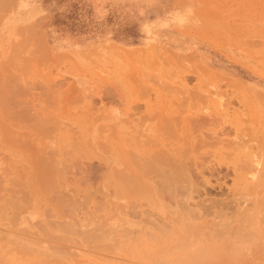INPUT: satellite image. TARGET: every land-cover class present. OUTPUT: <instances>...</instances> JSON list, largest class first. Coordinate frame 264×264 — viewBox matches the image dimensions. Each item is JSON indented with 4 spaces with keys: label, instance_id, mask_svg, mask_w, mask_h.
I'll return each mask as SVG.
<instances>
[{
    "label": "rangeland",
    "instance_id": "374dc122",
    "mask_svg": "<svg viewBox=\"0 0 264 264\" xmlns=\"http://www.w3.org/2000/svg\"><path fill=\"white\" fill-rule=\"evenodd\" d=\"M92 2L0 0V45L7 46V50L0 54L8 57L4 58L5 62L4 59L0 60H3V64L0 62V104L6 103V99L11 102L16 100L21 106L19 109L28 107L32 112L43 108L47 102L48 105H54L55 101L72 105V98L68 100L66 94L74 81L73 75L94 68L100 45L109 47L102 52L111 62L114 78L123 80L115 81V84L124 90L123 98L116 97V103L113 101L109 108L105 109L99 104L100 110L96 109L99 116L104 117L108 111L118 107L124 118L119 121L113 118L111 121L115 130L120 128L117 132L120 150L109 157L103 150L96 152V167L91 170L95 184L82 183L76 187L79 194H74V200L79 204L85 194L94 195L92 198L89 196L88 203L78 207L80 210H74L75 213L69 209L63 218L55 216L51 218V224L47 221L44 227H40L41 220H30L27 212L18 216L7 214L11 210L12 200L9 197L7 200L0 199V264H264V198L254 199V187L242 179V166H250L251 152L258 150L259 146L257 143L245 147L244 141L248 136H240L242 132L251 133L256 139L261 137L258 141L264 142V0H191L200 20L199 26L188 27L178 34L170 33L164 43L151 48L140 46L142 36L139 23L127 19L121 21L117 10H113L103 24H97L93 19ZM162 2L161 7L150 10V19L161 13L162 8L182 7L188 0ZM17 20H23L20 26H14L13 22ZM61 44H68L67 49L61 50L68 53L55 55ZM177 48L181 51L178 52ZM207 89H212L213 96L216 95L213 111L209 112L218 118L213 117L214 121L211 120L210 125L206 126V140L203 142L199 137L190 138L186 122L188 124L187 117H193L197 108H201L199 103ZM59 93L64 100H60ZM3 94L5 99L1 97ZM10 94L15 97L9 98ZM10 113L14 114L9 110L7 115ZM145 114L155 117L150 119L151 116ZM160 115L163 116L161 123ZM3 116L0 115V120ZM14 116L8 118H20L16 114ZM141 116L145 118L140 126L137 123H141ZM126 121H130L128 124L132 126ZM165 125H171L173 129ZM163 127L167 134L170 133L169 139ZM174 134H177L176 137ZM143 135L159 145L153 143L152 146L151 141H146ZM183 136L189 142L183 141ZM212 138H219L222 142L212 144ZM226 139H229L228 144ZM240 139L243 142H234ZM206 141H209L207 147ZM196 142L202 146L197 145L198 149L194 148L193 152ZM241 143L243 149L238 146H235L238 149L234 148V144ZM164 151L167 166L164 163L160 165V162H164ZM150 154L155 155V158L151 157L154 161ZM133 156L138 163L130 158ZM127 159L130 163L126 162ZM156 159L160 162H155ZM246 161L249 163L246 164ZM127 163L129 166H126ZM182 163L185 165L182 168H187V171L182 170ZM135 164L143 169L135 167ZM144 166L149 169L148 172L145 170L147 173ZM156 168L160 171L167 168L171 173L159 171L160 174H157ZM116 169H122L128 175L141 170L142 173H138L141 179L135 175V180L133 174L131 178L122 172L129 178L120 180L121 176L124 178L122 170L117 172ZM114 173L120 174V177L114 176ZM167 175H170V182ZM156 179L158 181H153ZM164 179L171 186L174 185L173 188ZM139 180L147 183L142 182L141 186ZM132 182H137L139 186ZM146 184L152 185H149L152 191H147ZM163 184L167 187L164 188ZM134 186L139 187L138 193L144 186L141 197L133 190ZM95 188L98 190L96 193ZM143 203L146 205L143 206ZM212 204L216 208H212ZM144 209L146 213L149 211L154 215H146ZM212 209L216 210L213 212ZM220 211L224 214H220ZM134 212L140 215L136 216ZM59 219L65 221L64 226ZM66 221L71 224L68 225ZM158 222L162 226L160 230ZM128 230L132 231L130 235ZM193 244H197L199 249L195 245L191 250Z\"/></svg>",
    "mask_w": 264,
    "mask_h": 264
},
{
    "label": "bare ground",
    "instance_id": "6f19581e",
    "mask_svg": "<svg viewBox=\"0 0 264 264\" xmlns=\"http://www.w3.org/2000/svg\"><path fill=\"white\" fill-rule=\"evenodd\" d=\"M39 40H40V38H39ZM4 45H0V52L1 51L4 52V51L7 50V46L5 47ZM2 46H4V47H2ZM105 47H106V50H107V48H109L108 46H105V45H100L97 48V53H96L97 57L95 59L96 61L94 60V62L96 64H94V68L90 67L89 70H84L82 72H78V73H75L73 75L74 81H72L73 83H70V85L68 87V91L66 90L67 93H68V95L66 94V98L68 100L72 98L71 99V101L73 102L72 105H70L69 103H68L69 105L67 103L64 104V102H62V101H55V103H53L54 105H50V104L48 105L49 102H47L46 106H43V108L36 109L34 112H32V111L29 110L28 107L19 109V107H21L20 104H18L16 102H11V101L9 102V101H7V99H6V103H1L0 104V115H2V116L4 115L3 118L0 120V199L6 198V200H7V198L9 197V199L12 200L11 207H10L11 210L10 211L8 210L7 214H12L14 216H16V215L18 216V215H20V213L23 214L24 212H27L28 217L30 218V220L39 219V220H41L40 221L41 225H39V226L40 227H42V226L44 227V225L47 224V221H49L48 223L51 224V218H53L55 216H58L59 218H63V215L65 213H67L69 209H70V211L73 210V212H74V210L79 209L78 207L83 206V204L88 203L89 202V196L90 197L92 196L91 194L90 195H86L85 194L84 196H82V199H80V204L77 203L74 200V194H79V190L76 187L80 186L82 183L92 184L94 182V176L92 174L93 173L92 171H93V167L96 165V162H95V154H96V152H98L100 150H103L105 155L107 157H109L114 151L120 150L121 144H119L117 142V138L119 137L118 136L119 133L117 134V132H119L120 128H117L116 129L117 131H116L115 130V126L113 127V125L111 124V121L113 120V117L111 115L112 111L111 112L108 111L105 114L104 117L99 116V114L97 113V111L100 110L99 106L107 109V108L110 107L111 103L114 100H117L116 97L117 98H121V97L123 98V96H124V90L120 89L122 87L121 86L118 87L115 84V81L117 83L119 80L120 81H123V80L122 79L116 80L114 78L112 70H111V66H110L111 62L109 63V59L105 57L106 56L105 52H102V51H105ZM6 57L7 56H5V54H0V60L4 59ZM2 61H0V62L3 64ZM4 62H5V59H4ZM6 62H8V61H6ZM123 85H124V83H123ZM211 90L207 89L206 92H204L205 94L203 93L204 94L203 97H202L203 99L199 103V106L201 108H197V111H195L193 117L191 116V118H190V117H187L188 115L186 116L187 119H189L188 124L186 122V130L190 132V138L192 137V139H195L196 137H199L200 140L203 141V142L206 140V138H205L206 135H205V131L204 130L206 129L207 125H210L209 123L214 117L213 114L209 112L210 110H212V105L214 103V97L216 96V95L213 96L214 93ZM66 91L64 90L63 92H66ZM190 92H189V94H190ZM56 94H57V92H56ZM3 95L1 97H2V99H5V98H3V97H5V95L4 96ZM11 96L12 97H10V98L15 97L13 95H11ZM61 96L63 97V95L62 94L59 95L60 100H64V97L62 98ZM190 96H194V95H190ZM218 96L220 97V95H218ZM221 97H222V95H221ZM218 100H220V99H218ZM67 102H69V101H67ZM114 102L116 103V101H114ZM220 102H221V100H220ZM182 105H184V104H182ZM135 106H137V109H138V105L136 104ZM30 107H31V105H30ZM96 109H97V111H96ZM134 109H135V107H134ZM9 110H12V112L14 114H16V116H18L20 118H16V119H13V120L9 119L10 115L14 116V114L12 115L11 113H10L9 116L7 115V114H9ZM149 115L150 114H148L146 116H149ZM141 117L143 118V116H141ZM152 117H155V116H151L150 119H152ZM161 117H163V116L160 115L159 119ZM215 117H214V119L218 118V117H216V118ZM144 118L141 121H139L141 123H137V124H139L140 126L143 125ZM164 120H166V118H164ZM164 120L162 119V123H163ZM175 120H176V118H175ZM159 121L161 123V119ZM159 121L157 122L158 125H159ZM212 121H214V120H212ZM129 122H127V124ZM169 122H170V120H169ZM168 123H166V125ZM176 123H177V121L175 122V125H176ZM212 123L213 122H211V124ZM178 124H180V122H178ZM163 125H164V123H163ZM129 126H132V125L130 124ZM160 126L162 128V124H160L159 127ZM169 126L171 127V125H168V126H166V128L168 127V129L172 130L173 128L172 127L170 128ZM176 126H175V128H177ZM161 128H159V129H161ZM166 128L163 127V129H164L163 131L164 132L166 131L165 130ZM177 129H179V128H177ZM225 129H226V126H225ZM248 130H249V128L247 129V127H246V131H248ZM136 131H138V130H136ZM226 131H227V129H226ZM240 131H242V129ZM219 132L220 131L218 130V133ZM138 133L139 134L141 133L140 130L138 131ZM172 133H173V131H172ZM168 134H170V133H168ZM168 134H167V136L165 135L166 138L168 137ZM187 134H188V132H187ZM187 134H186V136H189ZM237 134H239V133H237ZM244 134L245 133L242 132V134L240 136H242V135H243V137L244 136L246 137V135L248 136V139L246 138L245 139L246 141H244V144L246 145L245 147L248 148V146H250V145L254 146V144L258 143L259 148H258V150L255 151V149H254L253 152H251L252 160H251L250 166L246 165L248 161H246V164L244 163V165H246V167L244 166V168H243V166H242L243 175H244V177L242 179H243V181L245 183L250 184V187H254L253 189H254L255 192L253 191V195H252V196H254V199H256L258 197V199L260 198V200H262L264 198V142H262L261 140L258 141V139H261V137L256 139V137L254 138V136L251 133H246L245 135ZM174 135H172V136H174ZM176 135L174 137H176ZM162 136H163V138H165L164 133L162 134ZM169 138L170 137H168L167 139H169ZM178 138H181V137L179 136ZM184 138H183V141H186V138L185 139ZM199 138H198V140H199ZM207 138H208V136H207ZM145 139H146V137H145ZM147 139H146V141H147ZM181 139H179V140H181ZM212 139H213L212 144H216L217 142L219 144L220 142H222V140H220L219 138H216V139L212 138ZM198 140H197V142H199ZM228 140L229 139H226V143H227ZM240 140H238L239 142L238 141H234V142H236L238 144L240 142H243L242 140H244V139L242 138V140L241 141ZM149 141H151L152 146H154V144L159 145V143H157L156 141L155 142L152 141L150 138L148 139V142ZM190 141H192V140L190 139ZM197 142H196V144L195 143L193 144V145H196V147H193V152H194V148H196V150H197L198 149L197 145L198 146L200 145V143L197 144ZM206 142H205V144H206ZM144 143H145V141H144ZM251 143H253V144H251ZM175 144L176 143H174V145ZM184 144H185V142H184ZM210 144H211V142H210ZM223 144L226 145L225 143H223ZM237 144H234V148H236L238 146V148L242 147V149H243L244 145H242V143L240 144L242 146L237 145ZM165 145H167V144H165ZM189 145L192 146V144H189ZM208 145H209V143L206 144V147ZM200 146H202V144ZM238 148H236V149H238ZM250 148H252V147H250ZM160 150H161V148H160ZM244 150H246V148H244ZM178 151H179V149H178ZM155 152L157 153V151H155ZM159 154L162 156L161 153H159ZM159 154H157L156 156H158ZM165 154H166V152L163 154V156H162L163 158L161 157L163 159V161L166 159L164 157ZM152 156L154 157L155 155L150 154V158ZM158 157L160 158V156H158ZM130 158H133V160H134V156L130 157ZM201 158H203V157H201ZM240 158L242 159L243 157L240 156ZM151 159L154 161L153 158H151ZM157 159H156L155 162L159 163L160 161H157ZM133 160H132V162H133ZM146 160L147 159H145V161ZM152 160H151V162H153ZM183 160L184 159H182V162L184 163ZM134 161H136L138 163V161L136 159ZM145 161L143 163H146V166H148L147 162H145ZM126 162L130 163V161L128 159H127ZM148 162L150 164V161H148ZM128 163L126 164V166H129ZM162 163H164V165L167 166V164H165L166 161L160 162V165ZM183 163H182L183 166L181 165V168L185 166ZM136 164H135V167H137ZM186 165H188V163ZM146 166H144V172L149 170V169H145ZM150 166L152 167L153 165H150ZM139 167L141 168V166L138 165L137 168H139ZM178 167L176 166V169ZM126 168H128V167H126ZM153 168H155V167L153 166ZM168 168H169V166H168ZM181 168H180V170H181ZM188 168H189V165H188ZM238 168H240V167L238 166ZM94 169H96V168H94ZM130 169H131V167H130ZM141 169H143V168H141ZM156 169H154L153 172H155ZM172 169H174V166H173ZM186 169L182 168V170H186ZM191 169H193V168H191ZM121 170L122 169H119V170H117V172L121 171ZM236 170H237V168H236ZM98 171H96V172H98ZM151 171H149V172H151ZM156 171H157V174L158 173L160 174V172H162V171H167V168H166V170L165 169L163 170V168H162L161 171L159 169H157ZM122 172H123V170L121 171V173ZM140 172H141V170H140ZM140 172H138V173H140ZM144 172H143V174H144ZM169 172H168V174H169ZM174 172L176 173V171H174ZM235 172L240 173V171H235ZM116 173H114V176L117 177V175H118V177H120V174L115 175ZM123 173L128 175L126 172H123ZM123 173L121 175H123ZM130 173H132V172H130ZM138 173L137 174L136 173H134V174L132 173L133 177L135 175L138 176ZM146 173H145V176L147 177ZM192 173H193V171H192ZM150 174L151 173H148V175H150ZM204 174H205V172H204ZM95 175H96V173H95ZM131 175H128V176H131ZM163 175H165V172H164ZM123 176H124V178L121 176L122 179L120 177V180H123V179H125L127 177L125 175H123ZM167 176L169 177L170 175H167ZM167 176L165 177V179L168 180ZM192 176H193V174H192ZM133 177L131 176V178H133ZM128 178L129 177H127L126 179H128ZM138 178H140V175L138 176ZM153 178H154V176H153ZM169 179H170L169 180V182H170L171 178L169 177ZM200 179H201V176H200ZM135 180H137L136 176H135ZM164 180H163V182L167 181V180H165V181ZM184 180L186 181L185 178H184ZM139 181H141V180H139ZM153 181H158V180L156 179V180H153ZM142 182H143V180L139 183V185L142 186ZM143 183L145 184L147 182L144 181ZM177 183H178V181H177ZM94 184H95V182H94ZM135 184H137V182L133 183V185H135ZM164 184H166V182ZM164 184H163V186H164V188H166L167 186L165 187ZM167 184L170 185V183H168V181H167ZM173 184H174V181H173ZM187 184H189V182ZM187 184H185V185H187ZM116 185H117V181H116ZM139 185L137 184V186H139ZM147 185L149 187V185H151V184H146V186ZM144 186L141 188L142 190L141 189L139 190L140 191L139 193H138L139 187L137 188L136 186H134L133 190L136 191V193L138 194L139 197L142 196L141 195V191H142V193L144 192L143 191L144 190ZM161 186H162V184H161ZM161 186L159 184H157V187H161ZM173 186H171V188H173ZM148 187H147V191H149L148 189H150L152 187V185H151V187H149V188ZM97 188H98V186H97ZM161 188L163 190V187H161ZM171 188H169V189H171ZM185 188H186V186H185ZM188 188H189V185H188ZM193 188H194V186H193ZM151 189H150V191H152ZM197 190H198V187H197ZM197 190L195 189V191H197ZM92 192L93 191H91L90 193H92ZM96 192H98L97 189L95 190V193ZM131 193H132V191H131ZM150 194L153 196L152 192ZM95 196H97V195L95 194ZM250 197L248 199H251ZM98 199H100V198L98 197ZM190 199H191V197L188 200H190ZM221 201H226V200H221ZM216 202H217V200H216ZM218 202H220V201H218ZM177 203H178V201H177ZM179 203H181V202H179ZM224 203H227V202H224ZM167 204L170 205V203H167ZM221 204H222V202H221ZM228 204H230V203L228 202ZM144 205H146V204L143 203V206ZM163 205H164V203H163ZM184 205H185V203H184ZM214 205L212 206V208H216V207H214ZM226 205L227 204H225V206ZM165 206L166 205H164V207ZM132 207H134V205H132ZM191 207H193V206H191ZM217 208H220V207H217ZM8 209H9V207H8ZM99 209H100V206H99ZM189 209H191V208H189ZM110 210H111V208H110ZM186 210H188V209L186 208ZM215 210H213V212ZM225 210H226V208L224 209V211ZM193 211L195 212V210H193ZM218 211H217V213H218ZM222 211H220V214L223 215L224 212H222ZM144 212L146 213L145 209H144ZM17 213H19V214H17ZM127 213H128V211H127ZM130 213H131V211H130ZM138 213H140V210H139ZM150 213L151 212L148 211V213H146V215L150 214ZM134 214H136V213L134 212ZM134 214H133V216H135ZM137 214H136V216H137ZM152 214L153 213H151V215ZM220 214H219V216H220ZM138 215H140V214H138ZM195 216H198V215H195ZM74 217H75V215H74ZM27 220H28V218H27ZM70 220H68V221H70ZM153 220H154V218H153ZM59 221H61L60 224H62V226H64L63 222L65 223V221H63V219H59ZM35 222L37 223L38 221H35ZM35 222H33V223L35 224ZM54 222H55V220L53 221V223ZM58 222H56V224L60 225ZM66 223H67V221H66ZM68 223L71 224V222H68ZM145 223H147V221ZM153 223H155V222H153ZM153 223H151V224H153ZM157 224L158 225L160 224L159 227L161 226V223L158 222ZM165 224L166 223H164L163 225L166 227L167 224L166 225ZM213 224H215V223L213 222ZM54 225H55V223H54ZM158 225H155V226L158 227ZM161 227L159 228V230L162 229ZM146 228H145V232H147ZM166 228H168V227H166ZM219 228H221V226H219ZM90 229H92V228H90ZM141 229H143V228H141ZM77 230L79 231V228ZM163 230H164V228H163ZM221 230H224V229L221 228ZM73 231H74V229H73ZM47 232H46V234L44 232V234L47 235ZM128 232H129V235H130V233L132 231L130 232V230H128ZM143 232H144V230L141 231V233H143ZM220 234H221V232H220ZM54 238H56V236ZM87 239H89V238H87ZM137 239H138V237H137ZM187 239H189V238H187ZM201 243H203V242H201ZM188 245L190 246V244H188ZM193 246H195L196 249L198 247L197 244H193L192 248H193ZM237 247L239 248V246H237ZM192 248H191V250H194V248L193 249ZM200 248H201V246H200ZM178 249H180V247H178ZM198 249H199V247H198ZM240 252H242V251H240ZM212 257L214 258V254H213ZM193 260H195V259H193Z\"/></svg>",
    "mask_w": 264,
    "mask_h": 264
},
{
    "label": "clouds",
    "instance_id": "9594fccd",
    "mask_svg": "<svg viewBox=\"0 0 264 264\" xmlns=\"http://www.w3.org/2000/svg\"><path fill=\"white\" fill-rule=\"evenodd\" d=\"M162 3V0H93L91 7L97 24H103L113 10L119 12L121 21L127 19L138 22L142 36L140 46L151 48L164 43L170 33L178 34L200 24L191 0L182 7L162 8L161 13L150 19V10L161 7ZM177 51L181 49L177 48ZM111 115L116 121L124 118L118 107L114 108Z\"/></svg>",
    "mask_w": 264,
    "mask_h": 264
},
{
    "label": "crops",
    "instance_id": "0c3cea01",
    "mask_svg": "<svg viewBox=\"0 0 264 264\" xmlns=\"http://www.w3.org/2000/svg\"><path fill=\"white\" fill-rule=\"evenodd\" d=\"M21 22H23V20H17V21H15V23L13 22V24H14V26H20V23ZM68 43H70V42H68ZM71 44H73V43H71ZM68 44L67 45H63V44H61V47H59L58 48V51H56V54L55 55H57V54H64V53H68V51H64V52H61V50H63V49H67L68 47ZM10 97H12L11 95H9V98ZM13 99V98H12ZM10 102V101H9ZM14 102V101H13ZM16 102V101H15Z\"/></svg>",
    "mask_w": 264,
    "mask_h": 264
}]
</instances>
